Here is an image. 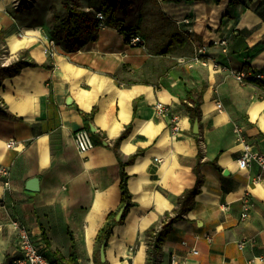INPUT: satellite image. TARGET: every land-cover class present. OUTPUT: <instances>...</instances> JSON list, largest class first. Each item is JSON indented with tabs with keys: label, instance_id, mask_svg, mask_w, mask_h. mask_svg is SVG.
I'll return each mask as SVG.
<instances>
[{
	"label": "crops",
	"instance_id": "obj_1",
	"mask_svg": "<svg viewBox=\"0 0 264 264\" xmlns=\"http://www.w3.org/2000/svg\"><path fill=\"white\" fill-rule=\"evenodd\" d=\"M12 1L0 0V51L10 64L21 57L35 66L7 73L0 85V107L15 116H0V169L8 172L0 174V264L20 256L14 219L50 259H68L73 236L79 264H97L98 233L122 204V163L132 206L107 242L108 264H148V231L175 215L197 185L198 163L200 192L167 229L158 264H264V169L257 160L238 163L245 152L264 155V80L241 86L232 76L264 72V0H129L118 28L105 16L97 39L74 52L54 39L52 15L15 10ZM78 1L89 10L100 0ZM140 19L139 32H129ZM12 34L33 41L12 53ZM136 34L143 46L128 43ZM203 88L195 134L184 101L187 89ZM160 102L170 112L157 113ZM94 108L88 123L82 113ZM83 128L95 134L86 154L74 141ZM34 177L39 192L26 188Z\"/></svg>",
	"mask_w": 264,
	"mask_h": 264
},
{
	"label": "trees",
	"instance_id": "obj_2",
	"mask_svg": "<svg viewBox=\"0 0 264 264\" xmlns=\"http://www.w3.org/2000/svg\"><path fill=\"white\" fill-rule=\"evenodd\" d=\"M176 1L179 2L181 0H176ZM232 2H235V0H232ZM64 8L67 11V15L64 18H62L56 12H54L52 16L54 23L52 34L54 39L60 40V42L64 45L65 50L68 52H74L80 49L84 44L88 43L89 41H94L97 39L100 29L97 13H103L105 16H107L106 25L115 28H118L120 25L118 19V11L120 10V6L118 3H112L108 0H102L99 2H95L93 5H91L89 10H85L84 8L81 7L79 1L65 0ZM141 23L142 21L140 19L138 24L129 32L131 33L139 32L141 28ZM3 40H4V34L3 31H0V42ZM26 66H35V64L25 61L24 58L20 57L18 61L10 64L7 67V69H5V67H3L0 62V85L2 78L6 77L5 75L7 73L8 74L11 73L10 75L14 76L20 72V69ZM250 80L251 82L258 81L256 79H250ZM203 94H204V88L200 90L187 89V97L186 100L184 101V105L187 111L189 112L190 119L193 123H195L196 121H201L202 119L201 105L203 101ZM96 111L97 108H94V110L90 115L86 113H82L84 120H87L88 123H90ZM0 116L12 117V118L15 117L12 114L3 112L1 107H0ZM115 146H117V144ZM115 150H117V147H115ZM134 157H132V159ZM125 165L126 164L124 163H122L121 165V183H120L121 196H122V204L120 209L125 206V210L119 222L115 221V216L119 212V210L109 214L105 225L99 231L97 236V248H96V253L98 256L100 254V249L102 244L104 242L109 241L114 227L116 225H120L123 223L129 209L132 206V201H131L132 197L128 188L129 176L125 171ZM199 166L200 163H198L197 167L195 168L198 177L197 185L192 189L186 190L183 193V195L179 198L178 207L175 209V215L173 217H170L169 221L163 225V228L159 232H156V228H152L148 231V238H149L148 264H158L159 256L161 254L162 244L166 238L167 229L170 226H172L176 221L182 219L183 216L186 215L192 209L194 205L195 197L200 192L199 186L202 183ZM70 252L71 253L68 259L64 258L61 255H58L56 257V260H54L55 264H79L77 251H76L75 238L73 236L71 240ZM97 264H108V262L102 263L101 260H98Z\"/></svg>",
	"mask_w": 264,
	"mask_h": 264
},
{
	"label": "built area",
	"instance_id": "obj_3",
	"mask_svg": "<svg viewBox=\"0 0 264 264\" xmlns=\"http://www.w3.org/2000/svg\"><path fill=\"white\" fill-rule=\"evenodd\" d=\"M126 1V0H124ZM24 4L25 7L31 6L30 0H13L12 1V8L15 10H18L22 7ZM97 18L99 22H103L105 19V16L103 13H97ZM128 43L131 46H139L144 45L145 40L140 35H131L128 39ZM221 46L224 47V50L226 49L228 42L226 40L220 41ZM2 49H4L2 47ZM204 47L198 48L195 52L196 55L194 57L195 61L200 60L201 54L204 53ZM49 52V51H48ZM6 57L7 54H3V57L1 58V64L2 65H9L10 63L6 64ZM233 78L241 85V86H247L251 83L250 79H256L258 81L264 80V72H254V71H232ZM1 103V102H0ZM218 108H222V104L218 103ZM157 113L159 114H165L170 112V107L163 103H158L156 105ZM172 130L177 133L179 132V126H178V116L172 113ZM74 141L76 144V147L78 151L81 154H86L90 150H92L95 147V143L92 139V134L90 130L88 129H80L74 133ZM252 160H257L261 167L264 169V155H251L247 152L244 153L243 157L238 161L239 166L241 169L247 168ZM0 174L7 175L8 172L5 169H0ZM261 179V176H258V180ZM7 185H9L7 183ZM250 205L248 202H246L244 212L242 214V218H245L248 214ZM11 227L15 231L17 238H18V246L20 250V256L16 257L12 264H55L53 259H50L45 250V245L42 243L36 241L30 232V230L22 225V223L16 219L11 220ZM163 226H160L156 232H159ZM0 229H3V224L0 223ZM192 252L194 254H197L198 251L195 249H192ZM175 260H172V264H174Z\"/></svg>",
	"mask_w": 264,
	"mask_h": 264
},
{
	"label": "rangeland",
	"instance_id": "obj_4",
	"mask_svg": "<svg viewBox=\"0 0 264 264\" xmlns=\"http://www.w3.org/2000/svg\"><path fill=\"white\" fill-rule=\"evenodd\" d=\"M30 1H31V6H30L31 8L25 7L24 4L22 6L25 8L35 9L42 14H47L48 16H50V15L53 16L54 12L58 13L62 18H64L67 15V11L64 8L65 0H30ZM73 1H75V0H73ZM76 1H78V0H76ZM100 1H102V0H100ZM108 1H110L112 3H118L119 6H124L128 3L129 0H126V1H124V0H108ZM50 19H52V21H53L52 17ZM150 29H153V28H151V26H149L147 30L149 31ZM143 32H145V31L143 30ZM143 34H144V36H146V33H143ZM3 54H7L4 49H2L0 51V62L2 61L1 58L3 57ZM7 56H9V55L7 54Z\"/></svg>",
	"mask_w": 264,
	"mask_h": 264
},
{
	"label": "water",
	"instance_id": "obj_5",
	"mask_svg": "<svg viewBox=\"0 0 264 264\" xmlns=\"http://www.w3.org/2000/svg\"><path fill=\"white\" fill-rule=\"evenodd\" d=\"M66 103L68 105H71L73 103V99L71 96H68L66 99ZM92 132H96V127L91 124L90 126ZM194 133L199 134V121H196L194 124ZM28 191L31 192H39L40 191V180L38 177L31 178L27 181V186H26ZM125 210V206L120 209V211L116 214L115 216V221L119 222L123 216ZM106 246L107 242H104L101 246L100 249V256H101V262L106 263L107 262V257H106Z\"/></svg>",
	"mask_w": 264,
	"mask_h": 264
},
{
	"label": "bare ground",
	"instance_id": "obj_6",
	"mask_svg": "<svg viewBox=\"0 0 264 264\" xmlns=\"http://www.w3.org/2000/svg\"><path fill=\"white\" fill-rule=\"evenodd\" d=\"M33 39H30L28 37H22L16 34L9 35L7 37V42L11 47L12 53L17 51L19 48L29 44L32 42ZM12 57L9 55L6 57V64L10 63ZM8 82V81H7Z\"/></svg>",
	"mask_w": 264,
	"mask_h": 264
}]
</instances>
